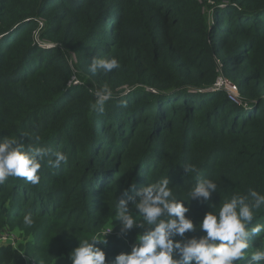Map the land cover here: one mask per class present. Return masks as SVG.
Returning <instances> with one entry per match:
<instances>
[{
    "label": "trees",
    "instance_id": "16d2710c",
    "mask_svg": "<svg viewBox=\"0 0 264 264\" xmlns=\"http://www.w3.org/2000/svg\"><path fill=\"white\" fill-rule=\"evenodd\" d=\"M112 57L118 68L89 71L93 58ZM218 77L236 85L240 104L224 90L199 92ZM105 84L113 96L100 113L91 105ZM11 137L67 162L49 167L50 155L38 184H0V237H19L0 245V264H71L79 240L111 225L130 184L168 178L198 223L213 208L189 197L187 164L217 184V211L250 187L264 193V0H0V140ZM257 223L264 208L249 227ZM113 224L98 245L108 261L142 231ZM252 242L249 254L264 248V238Z\"/></svg>",
    "mask_w": 264,
    "mask_h": 264
},
{
    "label": "clouds",
    "instance_id": "9594fccd",
    "mask_svg": "<svg viewBox=\"0 0 264 264\" xmlns=\"http://www.w3.org/2000/svg\"><path fill=\"white\" fill-rule=\"evenodd\" d=\"M37 43L47 48L53 46L41 40ZM118 67L119 62L114 57L93 58L89 71L93 74L98 71L108 73ZM94 94L96 99L91 107L103 113L105 104L113 96L112 90L105 84ZM247 107L251 106H244ZM50 155L55 158L47 160L49 167H59L62 162H67L63 152L52 154L48 147L25 146L17 137L0 140V184L9 177L24 178L38 184L40 161ZM183 171L195 174L196 183L189 197L202 199L213 208L206 211L198 223L186 215L190 201L173 195L168 178L140 188L130 184L117 200L113 220L119 223L124 235L134 228L142 229L129 251H121L108 261L105 251L98 246L107 244V236L114 227L112 221L102 234H92L79 240L78 246L69 254L71 264H264V248H256L250 254L248 251L254 247L253 238H264V224L249 227L264 208V193L250 187L245 193H235L225 199L217 211L212 201L217 184L212 179H201L195 164L185 165ZM23 223L29 226L33 223L31 214L23 217ZM197 230L202 234L186 235ZM3 235L9 238L2 240ZM3 235L0 245L8 241V244H16L15 238L10 240L12 234Z\"/></svg>",
    "mask_w": 264,
    "mask_h": 264
},
{
    "label": "built area",
    "instance_id": "2783aa9c",
    "mask_svg": "<svg viewBox=\"0 0 264 264\" xmlns=\"http://www.w3.org/2000/svg\"><path fill=\"white\" fill-rule=\"evenodd\" d=\"M226 82H229V81L226 80L223 77H218L212 87H209L207 89L201 90L200 92H209V91H216V90H224V91H226V88L224 87ZM78 83H79V80L75 76H73L71 78V80L69 81V85H73V84L76 85ZM227 96L228 97L230 96V97H232L234 99L233 94H231V93H227ZM235 103L240 104V100L238 99L237 95H236V102ZM245 105H246V103L243 104V106H245ZM8 238L9 237L7 235H3L1 237L2 240H6ZM10 240L13 241L12 238H10Z\"/></svg>",
    "mask_w": 264,
    "mask_h": 264
},
{
    "label": "rangeland",
    "instance_id": "374dc122",
    "mask_svg": "<svg viewBox=\"0 0 264 264\" xmlns=\"http://www.w3.org/2000/svg\"><path fill=\"white\" fill-rule=\"evenodd\" d=\"M210 22H211V20H210ZM45 45H47V44H45ZM48 46V45H47ZM224 87L226 88V93H231V94H233V97H234V99L232 98V97H228L229 98V100L230 101H233V102H236V95L238 94V90H237V87H236V85L232 82V81H229V82H226L225 83V85H224ZM107 227H109V226H107ZM115 227H116V225H114V227H113V230L115 229ZM12 239L14 240V238L17 240V243H18V239H19V237H18V235H17V233L16 232H14V231H12ZM24 240V239H23ZM22 240V241H23ZM260 248H262V247H260ZM256 250V249H255ZM255 250H253V251H255ZM30 258H28V260H29ZM29 264V263H28Z\"/></svg>",
    "mask_w": 264,
    "mask_h": 264
}]
</instances>
